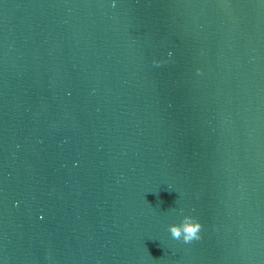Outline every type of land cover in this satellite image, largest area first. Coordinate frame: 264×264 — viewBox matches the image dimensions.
Segmentation results:
<instances>
[{
	"label": "water",
	"instance_id": "obj_1",
	"mask_svg": "<svg viewBox=\"0 0 264 264\" xmlns=\"http://www.w3.org/2000/svg\"><path fill=\"white\" fill-rule=\"evenodd\" d=\"M0 264H264V0H0Z\"/></svg>",
	"mask_w": 264,
	"mask_h": 264
},
{
	"label": "clouds",
	"instance_id": "obj_2",
	"mask_svg": "<svg viewBox=\"0 0 264 264\" xmlns=\"http://www.w3.org/2000/svg\"><path fill=\"white\" fill-rule=\"evenodd\" d=\"M201 223L191 216H184L178 224L169 225L171 237L177 241L189 244L200 239Z\"/></svg>",
	"mask_w": 264,
	"mask_h": 264
}]
</instances>
